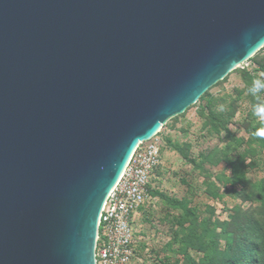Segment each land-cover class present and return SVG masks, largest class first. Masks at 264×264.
Wrapping results in <instances>:
<instances>
[{
  "label": "water",
  "instance_id": "1",
  "mask_svg": "<svg viewBox=\"0 0 264 264\" xmlns=\"http://www.w3.org/2000/svg\"><path fill=\"white\" fill-rule=\"evenodd\" d=\"M264 47V0H0V264H95L134 148Z\"/></svg>",
  "mask_w": 264,
  "mask_h": 264
},
{
  "label": "rangeland",
  "instance_id": "2",
  "mask_svg": "<svg viewBox=\"0 0 264 264\" xmlns=\"http://www.w3.org/2000/svg\"><path fill=\"white\" fill-rule=\"evenodd\" d=\"M263 64L264 47L162 127L157 198L133 222L130 264H216L234 231L264 229Z\"/></svg>",
  "mask_w": 264,
  "mask_h": 264
},
{
  "label": "built area",
  "instance_id": "3",
  "mask_svg": "<svg viewBox=\"0 0 264 264\" xmlns=\"http://www.w3.org/2000/svg\"><path fill=\"white\" fill-rule=\"evenodd\" d=\"M161 129L137 144L102 206L95 239V264H130L133 260L136 245L132 216L146 201L148 186L160 163Z\"/></svg>",
  "mask_w": 264,
  "mask_h": 264
},
{
  "label": "trees",
  "instance_id": "4",
  "mask_svg": "<svg viewBox=\"0 0 264 264\" xmlns=\"http://www.w3.org/2000/svg\"><path fill=\"white\" fill-rule=\"evenodd\" d=\"M260 71L264 73V64ZM254 223L243 226L241 234L233 232L234 252L223 253L222 260L216 264H264V229L259 222ZM248 233L250 238H247Z\"/></svg>",
  "mask_w": 264,
  "mask_h": 264
},
{
  "label": "crops",
  "instance_id": "5",
  "mask_svg": "<svg viewBox=\"0 0 264 264\" xmlns=\"http://www.w3.org/2000/svg\"><path fill=\"white\" fill-rule=\"evenodd\" d=\"M157 168L155 169V171L157 170ZM155 171H154V173H155ZM154 173H153V175H154ZM154 191H155V184H153V182L150 181V184L148 186V197H147L146 201L142 204V206H140L137 209V211L133 214L132 225H134L133 222L137 223V221L146 219L148 209L152 208V203H153L154 199L157 198L156 193Z\"/></svg>",
  "mask_w": 264,
  "mask_h": 264
},
{
  "label": "clouds",
  "instance_id": "6",
  "mask_svg": "<svg viewBox=\"0 0 264 264\" xmlns=\"http://www.w3.org/2000/svg\"><path fill=\"white\" fill-rule=\"evenodd\" d=\"M261 82L259 80L253 81V88L250 90L252 92L257 91L261 87ZM262 118H264V109H261L258 113ZM260 137L264 138V133L259 134Z\"/></svg>",
  "mask_w": 264,
  "mask_h": 264
},
{
  "label": "bare ground",
  "instance_id": "7",
  "mask_svg": "<svg viewBox=\"0 0 264 264\" xmlns=\"http://www.w3.org/2000/svg\"><path fill=\"white\" fill-rule=\"evenodd\" d=\"M242 64V63H241ZM240 65V64H239ZM239 65H237V66H239ZM163 127V126H162ZM159 130H160V128H159ZM137 146V145H136Z\"/></svg>",
  "mask_w": 264,
  "mask_h": 264
}]
</instances>
